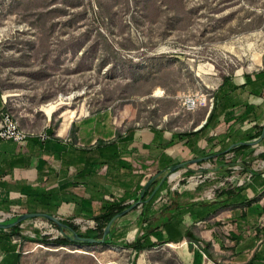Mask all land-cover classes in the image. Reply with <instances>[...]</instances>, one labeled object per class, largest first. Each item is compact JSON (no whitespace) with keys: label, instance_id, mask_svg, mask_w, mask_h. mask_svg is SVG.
Segmentation results:
<instances>
[{"label":"rangeland","instance_id":"1","mask_svg":"<svg viewBox=\"0 0 264 264\" xmlns=\"http://www.w3.org/2000/svg\"><path fill=\"white\" fill-rule=\"evenodd\" d=\"M261 70L264 0H0V96L30 132L99 112L115 124L194 131L223 84ZM209 161L184 167L183 179L198 182L189 177L207 175ZM70 224L84 237L98 229ZM111 228L93 245L44 218L5 233L21 264H187L185 246L141 240L138 250L137 236Z\"/></svg>","mask_w":264,"mask_h":264},{"label":"crops","instance_id":"2","mask_svg":"<svg viewBox=\"0 0 264 264\" xmlns=\"http://www.w3.org/2000/svg\"><path fill=\"white\" fill-rule=\"evenodd\" d=\"M233 81L215 94L211 118L206 121L209 112L194 131L115 124L109 113L99 112L39 130L50 136L44 142L1 140L0 217H14L11 222L41 213L85 223L108 206L140 201L112 224L121 239L131 232L185 246L187 264H264V70ZM7 109L0 96V112ZM221 152L203 165L210 166L214 179L187 182L184 168L165 174ZM175 173L180 177L170 180H176L171 187L167 177ZM226 177L229 185L209 197ZM143 195H148L144 205ZM5 231L0 230V264H21L22 255Z\"/></svg>","mask_w":264,"mask_h":264},{"label":"water","instance_id":"3","mask_svg":"<svg viewBox=\"0 0 264 264\" xmlns=\"http://www.w3.org/2000/svg\"><path fill=\"white\" fill-rule=\"evenodd\" d=\"M264 133V132H263ZM263 133L261 134V137L263 136ZM259 140H255L251 143H239L238 145H244V144H249V145H254L258 142ZM237 144H234L232 146H230L228 149H226L224 152H227L229 149L231 148H235L238 146ZM221 153H214L211 154L209 156L203 157V158H197V159H193L190 160L188 162H184V163H180L178 165L173 166L171 169H169L167 172H165V174H172L180 169H183L184 167L188 166V165H192V164H201L203 162L209 161L211 159H215L217 156H219ZM185 172H187V170H185ZM193 172V171H191ZM140 204V201H136L133 204H131L129 207H127L126 209L122 210L121 212L117 213L114 217H112L109 222L106 224V226L103 229V233L101 238H90V237H84V236H79L77 233H75L74 231H72L67 225H65L64 223H62V221H60L59 219L51 216V215H46V214H41V213H27V214H23L18 216L15 220L8 222V223H2L0 222V230H6V229H10L14 226H16L17 224H19L22 221H25L27 219H32V218H44L52 223H54L62 232L64 229L69 230V232L71 233L70 236L65 235L66 238H68L70 241L76 242V243H82V244H86V245H93V244H102L105 241L106 236L109 235L110 233V228L112 226V224L120 217L126 215L128 212H130L131 210H133L134 208H136L138 205Z\"/></svg>","mask_w":264,"mask_h":264},{"label":"built area","instance_id":"4","mask_svg":"<svg viewBox=\"0 0 264 264\" xmlns=\"http://www.w3.org/2000/svg\"><path fill=\"white\" fill-rule=\"evenodd\" d=\"M37 138L39 141L44 142L50 138L48 134L45 132L42 133H35L30 132L29 130L23 129L17 119L7 110L0 112V141H12L14 143H21L25 142L29 138ZM202 172L204 170H195L193 173L194 175L189 177V180H197L198 182H204L206 178L214 179V172H209L207 175H203ZM171 175L167 177V180L170 181ZM251 177V174L247 175V180ZM230 183V177H226L223 181L219 182L218 185L215 187L219 188H226L227 184ZM5 218V217H4Z\"/></svg>","mask_w":264,"mask_h":264},{"label":"trees","instance_id":"5","mask_svg":"<svg viewBox=\"0 0 264 264\" xmlns=\"http://www.w3.org/2000/svg\"><path fill=\"white\" fill-rule=\"evenodd\" d=\"M215 105H213V110H214ZM213 110H211L209 116L207 117L208 121L211 118L212 112ZM190 135V133H189ZM247 146L246 145H240L239 147L235 148V149H245ZM148 195H143L142 197V204L144 205V201L146 199ZM127 207H120L118 205H111L108 206L102 213H100V215H98L97 217H94L93 220L96 222V225L98 226V229L95 232H92V235H85V237H90V238H101L102 233H103V229L106 226V224L109 222V220L114 217L117 213L121 212L122 210L126 209ZM62 223H64L65 225H67L72 231H75V228H73L72 225L69 224V222L67 221H62ZM13 230V229H11ZM111 232H112V228L110 229V233L109 236H111ZM145 235V234H144ZM143 235V236H144ZM146 236L142 237V238H135L134 239V243L132 244L133 247L136 249L139 247V242L145 238ZM143 242L145 241L144 239L142 240ZM139 250V248H138ZM19 257V255L17 256Z\"/></svg>","mask_w":264,"mask_h":264},{"label":"bare ground","instance_id":"6","mask_svg":"<svg viewBox=\"0 0 264 264\" xmlns=\"http://www.w3.org/2000/svg\"><path fill=\"white\" fill-rule=\"evenodd\" d=\"M193 103V102H192ZM58 228V227H57ZM59 229V228H58ZM60 230V229H59ZM76 233V232H75Z\"/></svg>","mask_w":264,"mask_h":264}]
</instances>
